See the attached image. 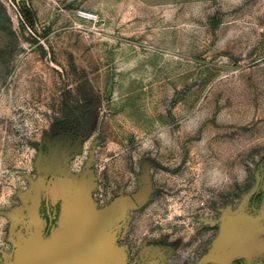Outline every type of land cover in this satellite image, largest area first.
I'll list each match as a JSON object with an SVG mask.
<instances>
[{"label":"rangeland","instance_id":"rangeland-1","mask_svg":"<svg viewBox=\"0 0 264 264\" xmlns=\"http://www.w3.org/2000/svg\"><path fill=\"white\" fill-rule=\"evenodd\" d=\"M81 83L95 123L53 138ZM262 188L264 0H0V264L95 212L124 264L228 258L264 247L236 218Z\"/></svg>","mask_w":264,"mask_h":264},{"label":"water","instance_id":"water-1","mask_svg":"<svg viewBox=\"0 0 264 264\" xmlns=\"http://www.w3.org/2000/svg\"><path fill=\"white\" fill-rule=\"evenodd\" d=\"M109 221L100 213L87 219L86 231L69 245L55 250L41 248L39 264H124L113 242L105 233ZM240 229L232 223L222 226L215 241L216 248H229L240 236Z\"/></svg>","mask_w":264,"mask_h":264},{"label":"trees","instance_id":"trees-1","mask_svg":"<svg viewBox=\"0 0 264 264\" xmlns=\"http://www.w3.org/2000/svg\"><path fill=\"white\" fill-rule=\"evenodd\" d=\"M96 116L97 113L92 92L86 89V83L78 84L75 89V102L70 101V105H63L60 113L54 119L52 137L56 138L70 132H75L78 130L79 125L88 129L95 123ZM263 209L264 188L246 201L239 215L244 217H257L260 216ZM54 220H56V217H54ZM48 228H52L53 231L56 230V226H53L52 222ZM239 260H243L244 264H264V255L256 259L249 258L248 255H240L223 262L210 261L208 264H240L238 262Z\"/></svg>","mask_w":264,"mask_h":264},{"label":"flooded vegetation","instance_id":"flooded-vegetation-1","mask_svg":"<svg viewBox=\"0 0 264 264\" xmlns=\"http://www.w3.org/2000/svg\"><path fill=\"white\" fill-rule=\"evenodd\" d=\"M264 210V209H263ZM262 213L263 211L261 212L260 216H257V217H244V216H240L239 214L237 215V219H247V220H250V221H254V220H261L262 218ZM51 231L53 232L52 228H47L46 230V233L44 234V236L42 237L43 238V241L46 238L47 235H49V233H51ZM246 237H248V233H244V236L242 237V241L244 242L243 239H245ZM242 256V255H248L249 258H253V259H256L260 256H263L264 255V247H258V248H254V249H249V250H245V251H241V252H236L234 253L232 256L228 257V258H223L220 256L219 253H215L213 255H211L210 257L208 258H205L201 261L200 264L204 263V264H208L210 261H217V262H223V261H226V260H229V259H232L234 257H237V256ZM251 255H254V256H251ZM240 264H244V261H238Z\"/></svg>","mask_w":264,"mask_h":264}]
</instances>
